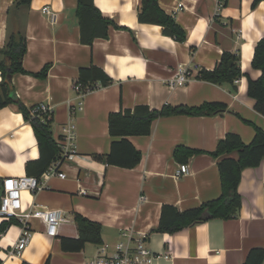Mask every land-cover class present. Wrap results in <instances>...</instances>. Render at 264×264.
I'll return each mask as SVG.
<instances>
[{"label":"crops","instance_id":"crops-1","mask_svg":"<svg viewBox=\"0 0 264 264\" xmlns=\"http://www.w3.org/2000/svg\"><path fill=\"white\" fill-rule=\"evenodd\" d=\"M15 1L0 0V47L5 44L8 13ZM252 1L225 0L217 11L216 0H158L160 8L184 29L183 42L165 35L159 24L140 22V0H94L102 16L116 26H108V36L90 45L80 42L77 0H32L27 8L16 11L27 49L21 62L26 72L11 78L15 95L26 107L48 105L55 141L61 127L72 123L75 152L57 164L64 178H41L40 189L21 193L23 209L46 206L66 220L51 237L39 220L30 219L28 245L13 257L8 252L22 230L18 219L14 220L0 232L4 264H44L47 258L50 264H85L92 259L96 243H86L75 252L60 248L59 238L78 235L74 213L101 225V241L109 246L126 241L127 236L146 235L154 256L149 264H242L249 249L264 246V157L256 167L241 170L237 185L241 207L236 217L209 218L171 234L152 232L159 224L162 204L185 210L220 195L217 162L238 155L233 151L215 158L209 151L227 132L249 143L252 124L264 130V115L255 109V100L246 90L248 80L261 75L251 61L256 42L264 37V2L252 7ZM44 6L55 14L54 21L41 12ZM223 49L238 52L241 77L233 85L199 79L198 71L212 69ZM91 64L112 81L80 93L73 89L78 69ZM45 65V77L33 75ZM179 68L186 70L188 79L171 88ZM205 102H222L227 108L215 114L159 116L149 134L127 137L140 153L137 165L106 164L112 140L109 113L140 104L160 109ZM178 145L199 152L180 162L173 157ZM38 156L33 129L18 105L0 107V181L26 175L27 160ZM180 163L188 165V172L176 177Z\"/></svg>","mask_w":264,"mask_h":264},{"label":"trees","instance_id":"trees-1","mask_svg":"<svg viewBox=\"0 0 264 264\" xmlns=\"http://www.w3.org/2000/svg\"><path fill=\"white\" fill-rule=\"evenodd\" d=\"M32 0H16L12 10L8 13L7 37L5 44L0 47V107L9 103H16L20 113L28 120L33 129L38 145L39 156L34 160H27L25 174L39 178L42 173L53 163L64 159L60 144L52 136V112L48 115L40 112L33 113L30 107L24 106L15 95L14 85L11 81L13 75L24 74L25 69L21 64L26 52V36L20 30L19 16L16 11L27 8ZM264 0H253L251 6ZM138 20L146 23H156L163 27V33L171 36L176 41L183 42L185 31L179 26L174 18L163 11L158 0H140L138 8ZM75 13L80 29V42L90 45L96 38L105 39L108 36V26H116L112 19L103 17L94 4V0H77ZM220 60L212 69H200L197 73L199 79L221 85L222 83L233 85L241 77L240 57L238 52L223 49ZM252 67L259 69L261 75L257 79H249L247 93L255 100V109L264 115V37L258 39L252 53ZM48 65L40 72L34 73L36 77H45ZM10 76V77H8ZM77 82L84 91L96 87L106 86L112 79L101 68L93 64L78 69ZM227 107L224 103L205 102L197 106H162L160 109H149L147 105H137L132 109H123L111 112L107 118V127L111 136V146L105 156L106 164H114L120 167L131 168L140 161V153L127 139L128 136L147 135L151 131L152 122L159 116L182 114V115H205L220 113ZM254 133L252 140L245 143L239 135L227 132L220 139L215 148L209 154L215 158L224 153L233 151L237 158L223 157L217 162L221 193L218 197L202 202L199 206L180 210L176 206L162 204L158 226L152 232L175 233L176 231L191 227L204 222L209 218L229 219L236 217L241 204L237 185L240 180L241 170L245 167H256L264 157V130L256 124H252ZM199 150L178 145L173 150V157L183 162L193 153ZM98 158V156H96ZM100 158V157H99ZM264 187V183H263ZM207 215V216H206ZM16 218L3 219L0 222V232L7 229ZM19 223V222H18ZM73 223L77 227L76 238L62 236L59 238L60 248L63 251H79L86 243L100 244L101 225L92 222L80 213L73 214ZM0 264H4L0 260ZM21 264H31L23 261ZM44 264H50L47 258ZM242 264H264V246L253 247L248 250Z\"/></svg>","mask_w":264,"mask_h":264},{"label":"built area","instance_id":"built-area-1","mask_svg":"<svg viewBox=\"0 0 264 264\" xmlns=\"http://www.w3.org/2000/svg\"><path fill=\"white\" fill-rule=\"evenodd\" d=\"M225 0H216L217 11L224 4ZM41 12L47 14L51 21L55 20L53 14L47 6L41 8ZM188 79L186 70L179 68L170 82L171 88L173 86L182 85ZM73 89L83 93L85 92L80 83H75ZM87 92V91H86ZM74 113V109L71 108ZM31 112L50 114L51 111L45 103L36 104ZM60 136L56 139L57 144L62 148V156L65 158L75 152V145L73 144L75 138V128L72 123L63 125ZM55 162L50 165L39 178L32 175L11 176L2 178L0 187L2 192L0 194V217L3 219L16 218L22 227L21 233L16 241L13 242L12 248L8 254L10 256H18L28 245L31 235V227L29 220L34 218L41 222L44 227L45 234L48 236H55L58 231L59 224L66 218L57 210L44 207L38 204L31 205L28 209H23L22 205V191H35L40 189L41 178H49L50 176L64 178L65 174L57 169ZM188 172V165L186 163L178 164L174 173L176 177L186 175ZM126 231V230H125ZM122 231V236H126V232ZM146 235L131 238L127 236L126 241L120 240L115 244L109 246L108 244L100 243L92 259L85 264H149L153 259V252L147 246Z\"/></svg>","mask_w":264,"mask_h":264},{"label":"water","instance_id":"water-1","mask_svg":"<svg viewBox=\"0 0 264 264\" xmlns=\"http://www.w3.org/2000/svg\"><path fill=\"white\" fill-rule=\"evenodd\" d=\"M8 77H10V76H8ZM1 192H2V188L0 187V194H1ZM207 216V215H206Z\"/></svg>","mask_w":264,"mask_h":264}]
</instances>
